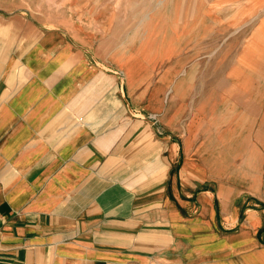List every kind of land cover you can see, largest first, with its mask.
Returning a JSON list of instances; mask_svg holds the SVG:
<instances>
[{
  "label": "crops",
  "instance_id": "crops-1",
  "mask_svg": "<svg viewBox=\"0 0 264 264\" xmlns=\"http://www.w3.org/2000/svg\"><path fill=\"white\" fill-rule=\"evenodd\" d=\"M10 1L0 264H264V171L253 126L237 118L247 109L251 121L254 103L230 101L226 124L223 93L207 113L189 90L206 67L190 41L205 36V13L182 0L128 24L116 2L93 0L42 21Z\"/></svg>",
  "mask_w": 264,
  "mask_h": 264
},
{
  "label": "rangeland",
  "instance_id": "rangeland-1",
  "mask_svg": "<svg viewBox=\"0 0 264 264\" xmlns=\"http://www.w3.org/2000/svg\"><path fill=\"white\" fill-rule=\"evenodd\" d=\"M41 1L43 0H27V4L40 20L50 21L54 18H69L76 12L78 4L93 0H46L40 3ZM109 1L116 2L115 5L118 7L121 6L117 7L114 13L126 18L128 24H131L129 20L133 15L158 10L161 16L165 14L168 6L174 7L177 11L182 5V0ZM137 1L139 3H136ZM0 5L13 4L12 1L0 0ZM83 5L92 6L91 3ZM124 5L127 6L126 12L123 11ZM187 7L194 8L196 16L201 12L205 13V36L198 34L190 36L192 47H196L191 50V54L206 60L204 71L201 68L200 72L198 67L191 69L195 68L197 71L193 75L194 82L189 90L196 96L200 93L201 98H206L205 105L201 104L202 106L199 105L197 109H205L207 113L214 112L218 94L223 93L224 108L218 114H222L224 123L231 124L236 114L230 101H238V97L242 95L249 98L254 103L253 119L247 120V116H250V110L247 109L238 114L237 118L240 123L247 122L253 126L252 159L256 161L252 164L264 171V0H201V2L188 0ZM200 74L206 75L205 83L199 81ZM197 99L191 98L192 101ZM262 176L261 181H257L264 185V173Z\"/></svg>",
  "mask_w": 264,
  "mask_h": 264
}]
</instances>
